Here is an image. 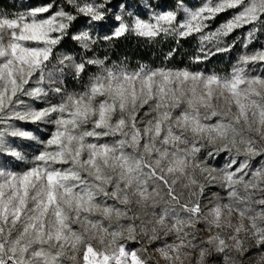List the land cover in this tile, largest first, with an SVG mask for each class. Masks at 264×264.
Masks as SVG:
<instances>
[{
	"label": "snow or ice",
	"instance_id": "obj_1",
	"mask_svg": "<svg viewBox=\"0 0 264 264\" xmlns=\"http://www.w3.org/2000/svg\"><path fill=\"white\" fill-rule=\"evenodd\" d=\"M111 2L38 0L0 11V264H205L213 250L264 249V71L254 70L264 69V41L249 50L264 35V0H178L148 9L147 19L128 0ZM127 33L194 35L196 65L213 49L240 50L226 73L97 54ZM68 76L84 82L69 88ZM205 145L206 161L195 158ZM224 153L232 163L210 168ZM196 170L216 173L223 194L211 204L181 203L178 178L204 190ZM133 202L159 205V214L137 224ZM192 220L208 234L190 232Z\"/></svg>",
	"mask_w": 264,
	"mask_h": 264
},
{
	"label": "rangeland",
	"instance_id": "obj_2",
	"mask_svg": "<svg viewBox=\"0 0 264 264\" xmlns=\"http://www.w3.org/2000/svg\"><path fill=\"white\" fill-rule=\"evenodd\" d=\"M37 2H38V0H32V1H27V0H0V11L7 10V11H11V12H19V11H23L28 6L34 5ZM124 2H125V0H112V2L109 4V7L112 6V3L118 4V3H124ZM177 2L178 1L163 3L159 0H128V3L131 6L130 10L132 11L133 15H139V16H141V18H144V19H147L146 11L148 9L156 8L159 6H162L165 9L175 8ZM184 2L186 4H188V6L191 7V6L195 5L198 2V0H187ZM178 15H182V13H178ZM221 19H223V16H220L219 18H214L211 22L208 23V27L205 29V31L213 30L216 27V25L220 22ZM76 23H77V25H79L80 21L77 20ZM242 31H247V26H244L242 30L241 29L234 30L233 33H230L228 35V37H226L225 39L228 42H230L235 37L241 36ZM103 34L104 33H101V35H103ZM127 34L137 35L135 33H127ZM70 35H71V33H70ZM93 35H96V33L93 32ZM66 38H68V36ZM66 38H65V40L71 44L72 50L77 51V52L80 51L78 44H76L75 42H72L71 38L69 40H67ZM180 39H184V41H186V43L191 44L193 47H196V49L200 47V42L196 39V37L194 35L189 36V37H183ZM260 41H264V35L258 36L257 40L252 41L251 42V48L249 50H252L255 47H257V45ZM103 46H104V44H98L97 45L98 51H97V49H94L93 51H97L98 55L103 56L104 51H101V48H103ZM221 46H223V45H221ZM204 47H205V49H208L209 47H211V42H205ZM63 48H64V43H62L61 46L59 48H57V51H60ZM239 50H240V44L239 43L234 45L233 48L230 49L228 52L216 53L213 49V55L209 56L206 61H203V62L199 63L198 65L190 63V65H188V66L193 68L194 70L215 71V72H219V73H226L229 70L233 60L236 58ZM195 52H196V50H195ZM161 66H163V65H161ZM168 66H171V65H168ZM179 67H184V65H181V66L179 65ZM254 70L256 73H260V72L264 71V69H261L259 66H256ZM70 78L73 79L70 76L66 77L65 84L67 82V79H70ZM66 86L69 87V85H66ZM225 155H226V153L221 154L220 156H217L215 158V160L212 161V164L215 167H219L220 165H222L224 163ZM212 190L215 191L216 190L215 187H213ZM220 258L221 257L218 255H215L212 257V259H216V260H219Z\"/></svg>",
	"mask_w": 264,
	"mask_h": 264
},
{
	"label": "clouds",
	"instance_id": "obj_3",
	"mask_svg": "<svg viewBox=\"0 0 264 264\" xmlns=\"http://www.w3.org/2000/svg\"><path fill=\"white\" fill-rule=\"evenodd\" d=\"M202 151L205 153V155L201 156L200 154H197V157L195 158L206 161V154L208 151H211V149L208 148L207 145H205ZM216 155H219V153H216ZM228 156L229 154L226 153L224 161L227 160L228 163H232L231 160H228ZM213 160H215V156L213 157ZM209 167L216 168L213 164L209 165ZM195 174L199 182L204 185V190L200 191L197 186H193L191 188H185L183 187V184L185 183L183 178H178L176 182V187L178 191L183 193V196L181 198V203H183L184 200H188V199H192V200L199 199L203 202V204H211L214 201H216L219 196L223 194L218 181L211 178V176L216 175L215 172H213L211 176L210 175L201 176L199 170H196ZM213 187H215L216 189L215 191L212 190ZM190 192L194 193V195L190 196L189 195ZM173 210L175 212L184 215L182 209L174 208ZM154 212L157 213V215L159 214V205H157L156 207H152L149 204V206L145 207L144 205L136 204L135 202H133L129 206L128 216L135 217L138 215V219L134 221L137 224H139L140 221H144L145 223L150 224L156 219V217L153 216ZM169 221H170V217H169ZM191 225L192 227L189 229L190 232H193L200 236H205L208 234L207 230L204 227H202L200 224H198L196 220H192ZM253 245L254 242H250L249 245L245 247L243 251L232 250L224 254L215 253L214 250L210 251L205 257V264H225V260H224L225 255L228 256L227 264H262V258H264V249H260L258 252H253L251 251ZM150 251L154 253L155 249L154 248L150 249ZM186 251L189 252L192 257H195L198 250L189 248L186 249ZM215 255H218L221 258L219 260L212 259V257ZM155 259L157 260V264H166L165 261L160 260L158 257H155ZM185 264H196V261L195 259H186Z\"/></svg>",
	"mask_w": 264,
	"mask_h": 264
},
{
	"label": "trees",
	"instance_id": "obj_4",
	"mask_svg": "<svg viewBox=\"0 0 264 264\" xmlns=\"http://www.w3.org/2000/svg\"><path fill=\"white\" fill-rule=\"evenodd\" d=\"M32 1V0H27ZM165 2H175L178 0H159ZM187 1V0H184ZM59 3L60 0H57ZM71 38L69 33L67 40ZM175 48L171 57L165 59V55L171 49ZM196 47L186 43L184 39H175L172 36L165 37L161 35L159 38L152 40L145 37L126 34L120 38H115L110 44H104L101 51H104L103 56H109V63L112 61L129 64L130 66H136L138 62H145L152 65H171L181 66L190 65L189 57L195 55ZM95 71V68L88 67V72ZM87 73H85L86 79ZM71 79V78H70ZM67 79L66 85L70 88H75L78 84L84 81H75L73 79Z\"/></svg>",
	"mask_w": 264,
	"mask_h": 264
}]
</instances>
